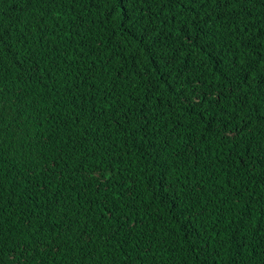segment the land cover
<instances>
[{"label": "trees", "instance_id": "16d2710c", "mask_svg": "<svg viewBox=\"0 0 264 264\" xmlns=\"http://www.w3.org/2000/svg\"><path fill=\"white\" fill-rule=\"evenodd\" d=\"M0 33V260L264 264V0H0Z\"/></svg>", "mask_w": 264, "mask_h": 264}, {"label": "snow or ice", "instance_id": "6c2138e0", "mask_svg": "<svg viewBox=\"0 0 264 264\" xmlns=\"http://www.w3.org/2000/svg\"><path fill=\"white\" fill-rule=\"evenodd\" d=\"M94 2V0H93ZM103 2H108V0H103ZM111 2H113L116 6V8H118L120 10L121 15L123 16V14L127 11V5L129 3V0H111ZM132 2H135V0H132ZM197 2H199V0H197ZM204 2H208V0H204ZM219 2V0H218ZM228 3H237L239 4L242 8L243 6L249 2V0H227ZM129 20H132V17L129 16L128 17ZM133 27H135V23L133 22ZM4 43V36L2 33H0V47H2ZM260 87L264 88V81L260 82ZM238 134V133H237ZM0 264H5L4 261L0 260Z\"/></svg>", "mask_w": 264, "mask_h": 264}]
</instances>
